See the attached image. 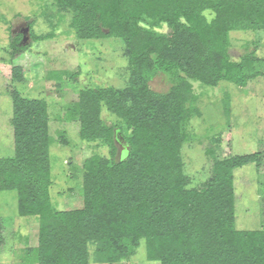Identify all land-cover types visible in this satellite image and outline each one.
I'll return each mask as SVG.
<instances>
[{"label": "trees", "instance_id": "obj_1", "mask_svg": "<svg viewBox=\"0 0 264 264\" xmlns=\"http://www.w3.org/2000/svg\"><path fill=\"white\" fill-rule=\"evenodd\" d=\"M54 1L73 15L70 38L124 43L129 80L121 89L79 90L65 110L82 142L109 151L84 161L83 207L66 211L54 206L50 191L48 103L10 90L14 154L0 157V192L15 191L18 215L39 222L38 245L26 250L30 263L124 264L144 243L146 259L159 264H264V227L236 229L235 188V172L259 169L263 156H224L217 137L206 150L211 175L195 188L183 160L189 122L200 115L194 83L246 88L264 77L255 51L234 58L231 40L234 32L264 31V0ZM29 29L35 41L55 36ZM21 54L13 50L8 62L15 83L25 80L15 63ZM157 77L169 83L167 91L152 89ZM104 109L117 121L106 122ZM118 134L126 143L120 157ZM1 232L0 220V248Z\"/></svg>", "mask_w": 264, "mask_h": 264}, {"label": "rangeland", "instance_id": "obj_2", "mask_svg": "<svg viewBox=\"0 0 264 264\" xmlns=\"http://www.w3.org/2000/svg\"><path fill=\"white\" fill-rule=\"evenodd\" d=\"M72 17L69 11H61L54 0H0V157L14 154L10 90L16 89L26 98L45 99L53 137L54 184L50 191L54 206L65 211L83 207L84 161L93 154L109 157L106 147L81 141L78 126L65 121V110L72 107L79 90L108 86L121 89L129 80L124 43L117 38L94 41L70 38L65 33ZM29 26L36 36L49 33L55 36L35 41L29 29L30 38L22 44V31ZM20 36L22 39L18 41ZM231 40L234 58L255 51L256 68L264 72V31L234 32ZM13 50L23 52L15 60L25 69V80L21 83H15L11 76L12 66L8 62ZM151 86L163 92L168 90L169 83L157 77ZM194 89L199 95L196 105L200 115L189 122V140L183 148L189 187L201 185L211 175L212 163L206 150L217 137L221 138L224 156L260 153L263 159L259 169L248 165L235 172V188L236 229H261L264 227V77L250 82L246 88L221 82L216 88L194 83ZM226 100L229 110L225 109ZM102 115L108 123L117 121L106 109ZM0 220L4 241L0 264H31L26 250L38 245L39 222L18 215L15 191L0 192ZM124 264L159 263L146 259L142 243L132 260Z\"/></svg>", "mask_w": 264, "mask_h": 264}, {"label": "water", "instance_id": "obj_3", "mask_svg": "<svg viewBox=\"0 0 264 264\" xmlns=\"http://www.w3.org/2000/svg\"><path fill=\"white\" fill-rule=\"evenodd\" d=\"M22 35H23V40H22V44H26L28 39L30 38L29 36V28L27 27L25 30L22 31ZM120 144L125 145V140L121 137L120 134H118V139H117V145L119 146V151L122 154L124 152V149L126 148L125 146H120Z\"/></svg>", "mask_w": 264, "mask_h": 264}]
</instances>
